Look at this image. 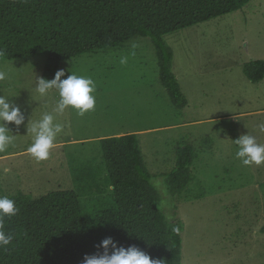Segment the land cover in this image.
<instances>
[{"label": "rangeland", "instance_id": "1", "mask_svg": "<svg viewBox=\"0 0 264 264\" xmlns=\"http://www.w3.org/2000/svg\"><path fill=\"white\" fill-rule=\"evenodd\" d=\"M165 39L188 101L182 110L159 80L156 50L148 38L62 63L61 79L72 72L95 82V109L83 116L71 108L54 113L57 90L47 97L35 91L44 55L0 62L7 74L0 95L25 116L19 128L8 125L15 144L0 153V195L74 191L90 212L109 208L114 200L105 173L96 184H78L72 169L86 162L103 165L101 139L136 134L162 212L169 222L183 224L182 264H264V165H242L233 141L249 132L264 143L258 127L264 123V80L254 84L244 74L245 64L264 60V0ZM46 112L63 131L49 158L38 163L28 152L33 138L26 125ZM186 145L197 155L195 181L177 199L163 175L173 171L177 151Z\"/></svg>", "mask_w": 264, "mask_h": 264}, {"label": "trees", "instance_id": "2", "mask_svg": "<svg viewBox=\"0 0 264 264\" xmlns=\"http://www.w3.org/2000/svg\"><path fill=\"white\" fill-rule=\"evenodd\" d=\"M251 1L0 0V62L44 55L42 77L53 79L64 61L120 49L135 37L148 38L156 50L159 80L174 107L182 110L188 101L165 37L238 12ZM244 74L254 84L263 81L264 60L245 64ZM100 143L103 165L86 162L75 166L72 175L78 184L93 185L105 173L114 204L90 212L78 193L65 190L42 197L22 192L7 196L19 212L4 220V230L14 239L0 248V264H82L85 255L103 251L98 246L106 237L125 248L135 245L165 264H182L183 224L169 222L162 212L138 136L109 137ZM196 159L193 148L183 146L173 171L163 175L177 199L195 181Z\"/></svg>", "mask_w": 264, "mask_h": 264}, {"label": "clouds", "instance_id": "3", "mask_svg": "<svg viewBox=\"0 0 264 264\" xmlns=\"http://www.w3.org/2000/svg\"><path fill=\"white\" fill-rule=\"evenodd\" d=\"M126 59L122 58L121 63ZM6 72L0 71V81L6 79ZM63 69L57 70L53 79L43 77L36 78L35 91L40 97H47L53 89L58 91L59 100L54 113L62 114L66 109L71 108L80 116L95 109L96 97L94 95L96 86L90 77L77 75L71 72L66 79ZM25 116L19 106L9 97L0 95V153H5L9 147L15 144V135L9 129V123L19 128L24 124ZM27 133H30L33 142L28 148L29 154L39 163L49 158L51 150L56 146L55 140L59 133L63 131V125L56 122L52 113H44L39 120L26 125ZM260 131L264 132V123L258 125ZM236 145L235 157L242 165L259 167L264 165V143H259L256 136L242 134L233 140ZM19 208L13 199L0 195V248H5L11 244L14 237L11 232L4 230L5 218L16 216ZM174 232H179V228L173 226ZM98 248L102 252L92 255H85L82 264H165L163 259H152L144 251L135 245L125 248L119 245L112 237L104 238Z\"/></svg>", "mask_w": 264, "mask_h": 264}]
</instances>
